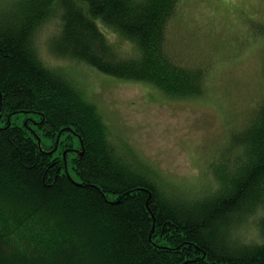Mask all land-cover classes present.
Wrapping results in <instances>:
<instances>
[{"label":"trees","instance_id":"trees-1","mask_svg":"<svg viewBox=\"0 0 264 264\" xmlns=\"http://www.w3.org/2000/svg\"><path fill=\"white\" fill-rule=\"evenodd\" d=\"M181 8L0 0V264H264V81L249 97L231 85L209 161L217 188L203 192L201 175L176 182L114 141L96 105L36 46V30L58 17L56 57L148 83L160 98L202 99L228 70L216 53L186 48L198 33L179 37ZM224 50L233 56L230 43Z\"/></svg>","mask_w":264,"mask_h":264},{"label":"rangeland","instance_id":"rangeland-1","mask_svg":"<svg viewBox=\"0 0 264 264\" xmlns=\"http://www.w3.org/2000/svg\"><path fill=\"white\" fill-rule=\"evenodd\" d=\"M181 12L176 24L179 37L186 33L195 37L198 33L197 46L194 41L186 48L194 46L216 53L224 62L218 66H226L228 70L223 69L225 76L217 73L211 81L214 84L211 95L202 99L160 98L163 93L148 83L117 78L56 57L51 53L49 38L59 29L58 17L53 16L40 26L35 40L44 62L68 73L87 100L96 105L114 141L142 153L176 182L191 183L201 175L200 191L207 192L210 184L217 188L216 170L210 163L217 159V136L225 134V96L232 84L234 91L239 83L241 93L249 97L258 92L259 79L264 81V34L258 29L259 23L264 24V0H182ZM249 24L252 26L248 34L244 25ZM230 28L244 29L247 35L235 31L229 35ZM227 34L229 41L224 38ZM115 35L111 34L113 38ZM229 43L233 56L225 55ZM218 61L217 57L213 60ZM216 63L209 67L215 68ZM23 117L14 120L22 123Z\"/></svg>","mask_w":264,"mask_h":264}]
</instances>
